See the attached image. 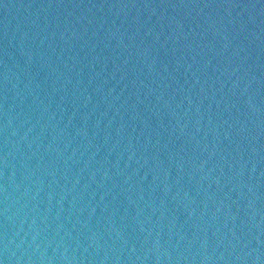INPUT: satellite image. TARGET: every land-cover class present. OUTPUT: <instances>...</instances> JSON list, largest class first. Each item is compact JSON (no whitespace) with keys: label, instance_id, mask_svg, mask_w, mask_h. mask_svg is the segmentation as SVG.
Masks as SVG:
<instances>
[{"label":"water","instance_id":"1","mask_svg":"<svg viewBox=\"0 0 264 264\" xmlns=\"http://www.w3.org/2000/svg\"><path fill=\"white\" fill-rule=\"evenodd\" d=\"M0 264H264V0H0Z\"/></svg>","mask_w":264,"mask_h":264}]
</instances>
